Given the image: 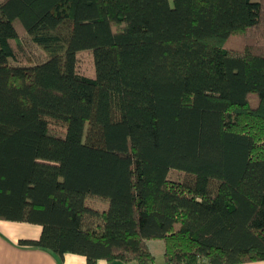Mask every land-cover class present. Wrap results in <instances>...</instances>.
I'll use <instances>...</instances> for the list:
<instances>
[{"label": "trees", "instance_id": "obj_1", "mask_svg": "<svg viewBox=\"0 0 264 264\" xmlns=\"http://www.w3.org/2000/svg\"><path fill=\"white\" fill-rule=\"evenodd\" d=\"M0 220L87 264L264 261V0H0Z\"/></svg>", "mask_w": 264, "mask_h": 264}, {"label": "crops", "instance_id": "obj_2", "mask_svg": "<svg viewBox=\"0 0 264 264\" xmlns=\"http://www.w3.org/2000/svg\"><path fill=\"white\" fill-rule=\"evenodd\" d=\"M40 233L41 226L37 224L0 220V264H87L86 258L80 254L67 252L59 256L50 251L19 243L20 239H37ZM152 242L153 240L148 241V245L154 256L153 264H163L162 260L157 261L152 250ZM163 249L164 244L159 243L158 251L162 256ZM96 264H137V262L99 259Z\"/></svg>", "mask_w": 264, "mask_h": 264}, {"label": "rangeland", "instance_id": "obj_3", "mask_svg": "<svg viewBox=\"0 0 264 264\" xmlns=\"http://www.w3.org/2000/svg\"><path fill=\"white\" fill-rule=\"evenodd\" d=\"M22 40L25 43V47L28 50V54H29L31 60H33L34 62H40V61L46 59L45 53L40 48H38L36 45L31 43V41L28 38L23 36ZM79 68L81 69L82 73H84V74H90L91 73L90 72L91 65H90L89 55L84 54L81 56ZM89 203L94 204L95 206H97L100 209L104 206L103 202L101 200H99L98 198L89 199ZM159 243L161 245H163V242L161 240L160 241L154 240L151 245H152V250H153V253H154L157 261L161 262V260H162L161 263H163V256L158 251ZM242 264H264V262L256 261V262H248V263H242Z\"/></svg>", "mask_w": 264, "mask_h": 264}]
</instances>
